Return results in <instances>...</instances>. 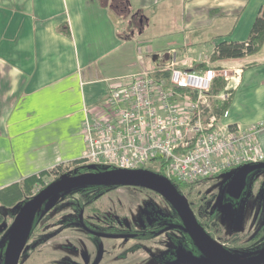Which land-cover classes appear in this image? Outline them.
<instances>
[{
	"label": "crops",
	"instance_id": "1",
	"mask_svg": "<svg viewBox=\"0 0 264 264\" xmlns=\"http://www.w3.org/2000/svg\"><path fill=\"white\" fill-rule=\"evenodd\" d=\"M130 2L143 28L123 38L102 0H0V189L81 158L79 109L174 53L186 68L241 69L220 122L258 126L264 151V44L243 58L200 60L222 39L247 40L264 0Z\"/></svg>",
	"mask_w": 264,
	"mask_h": 264
},
{
	"label": "built area",
	"instance_id": "2",
	"mask_svg": "<svg viewBox=\"0 0 264 264\" xmlns=\"http://www.w3.org/2000/svg\"><path fill=\"white\" fill-rule=\"evenodd\" d=\"M200 58L209 60L210 55ZM240 76L241 69L227 66L182 67L174 53L167 64L112 80L104 101L79 109L84 164L149 169L175 185H193L264 161L258 126L223 125L214 112L215 79L235 82ZM218 96L228 98L229 93Z\"/></svg>",
	"mask_w": 264,
	"mask_h": 264
},
{
	"label": "rangeland",
	"instance_id": "3",
	"mask_svg": "<svg viewBox=\"0 0 264 264\" xmlns=\"http://www.w3.org/2000/svg\"><path fill=\"white\" fill-rule=\"evenodd\" d=\"M237 170L238 169H232L216 177L200 179L194 186H192L193 192L189 194V188L184 189V192L187 195V202L189 203V200L196 201V206H199L200 202L198 201L201 197L203 200L211 199L209 206L210 211L214 209L217 210L216 221H211L212 223H215V225L208 224L212 235L220 244L226 248L229 247L236 255L242 258H248L264 247V226H262L264 221V186H262L263 183H261L264 177V169L254 171V175L250 178L244 194L233 199L229 195L228 185L230 182L229 179ZM70 171L72 172V168H70L69 172ZM58 178L59 173H52L51 175L44 177V182L34 188V195H32V197L37 194V191L42 185H47ZM259 183H261L260 191L258 190ZM76 196V192L67 191L59 193L52 198L54 201L62 200V202L58 205L60 207L50 211L47 215L48 217L46 218V224L43 230L45 233L43 234V237H41L43 245L41 244L40 247L38 246L33 251V256L30 260L28 256L32 251L33 245L28 243L30 242L29 240L26 241L19 264H44L45 262L41 261V256H43V259L46 258L48 264H60V260H65L69 257V249L65 250L63 248L60 250L59 248H61V246H57L56 243L61 242V238L59 237L60 233L69 234L75 232L66 228L60 230L59 233L58 229L62 220L67 218V215L72 212L70 206H72V202ZM32 197H29L28 199ZM151 203L160 205V207L162 209L164 208L168 213H173L172 208L161 194H157L145 188L132 186L112 187L106 189L105 196L99 199V202H96V205L110 206L118 213L125 214V216L129 218L127 220L135 221V218L140 217V214L144 211L143 209L151 205ZM18 207L19 204L12 208L10 213L18 212ZM198 208H200V206ZM203 214L205 215V213ZM204 215L203 218L206 217L205 220H207L209 214L206 213L207 216ZM13 221L14 218L9 216L7 228L11 226ZM3 235L4 233H1L0 238ZM233 235L234 237L237 236L239 238L238 243H233L234 240L230 241ZM181 237L182 234L180 232H174V239ZM49 240L50 242H47ZM135 243V240H129L127 242L115 239L107 240V247L111 251L104 259L106 264H160L159 260L161 257L167 255V252L165 251H167L168 247L173 245L172 237H168L164 234L152 241L138 242L137 245L142 246L141 244H145L146 246H149L151 251H148V249H144V251L142 247L141 249L129 252L127 256L125 255L126 258L123 260L117 259L119 257L118 255H120L119 253L124 252L126 248L131 247ZM133 248L135 249V247ZM156 260L159 263L155 262Z\"/></svg>",
	"mask_w": 264,
	"mask_h": 264
},
{
	"label": "flooded vegetation",
	"instance_id": "4",
	"mask_svg": "<svg viewBox=\"0 0 264 264\" xmlns=\"http://www.w3.org/2000/svg\"><path fill=\"white\" fill-rule=\"evenodd\" d=\"M102 168L103 169H99V170L108 169L106 167H102ZM99 170L93 169L88 171H99ZM253 175L254 174L251 173L250 176L248 177L247 185L249 183L250 178ZM229 180H231V178ZM261 183H263L262 186H264V177ZM261 183H259V189H258L259 191H260ZM112 187H121V186L89 185V186L79 187L70 190V192H76L77 196L73 200L72 206H70L72 212H70L67 215V218H64L62 220L58 231L60 233V230L69 228L71 231H75V232L69 234H61V233L59 234V237L61 238L60 239L61 242H57L56 243L57 246L59 245L61 246V248H59L60 250H62L63 248L65 250L69 249L68 252L69 257H67L65 260H60L59 262L60 264H106L104 259L106 256H108V254L111 251L107 247V240L115 239V240H123L124 242H127L129 240H135L136 243L134 245H132L129 248H126L124 252L119 253L120 255H118L119 257L117 259L123 260L126 258L129 252L135 251L137 249H141L142 247L143 250L144 249H148V251L150 250L149 246H146L145 244H141L142 246L137 245L138 242L142 243L143 241H152L153 239L159 238L164 234L167 235L168 237H172L173 245L171 247H168L167 251H165L167 252V255L161 257V259L159 260L160 264H171L172 262L176 261L178 259L177 252L180 249H183L186 252H192L197 256L202 255V252L198 247H197L198 249H195L191 245L190 234L182 229V225H183L182 219L180 218V216L178 215L172 204L163 195L161 196L165 198L169 206L172 208L173 213H168L164 208L162 209L160 205L151 203V205L143 209L144 211L142 210L143 212L140 214V217H136L135 221H132V220H127L129 218H127L125 214L118 213L110 206L107 207V206L96 205V202H99V199L105 196L106 189ZM122 187H128V186H122ZM148 190L160 194L154 190L151 189ZM244 191L240 196L244 194ZM263 192H264V188H263ZM183 195H185L187 199V195L185 192H183ZM230 197L233 199L237 198L231 195ZM204 201L206 203V206H208V208H203L202 205L200 206V208H198L199 206H196L197 204L196 201L189 200L188 204L190 205L191 209L194 211L199 222L212 235L211 230L208 227V224L210 223L211 225L212 224L215 225V223H212L211 221L212 220L216 221L217 210L214 209L210 211L209 206L211 199L210 200L205 199ZM61 202L62 200L54 201L51 198L47 200L46 203H44L41 206L40 210L36 213L30 233L26 240V241L28 240L30 241L28 242L30 243V245H33L32 251L28 256L30 260L33 256V251L38 246L40 247L41 244L43 245V241L41 237H43V234L45 233L43 232V230L45 228L46 218L48 217L47 215L49 214L50 211L60 207L58 205H60ZM198 202H200V200ZM203 213H205V215ZM206 213L209 214L207 220H205L206 217L203 218V215L207 216ZM177 216L179 217L180 221L177 220ZM262 226H264V221L262 223ZM175 231L180 232L182 234V237L174 239ZM232 238L230 239V241L234 240L233 243L239 242V238L237 236L234 237L233 239ZM47 242H50V240ZM133 247H135V249ZM262 250H264V247H262L261 250L258 251L257 253L261 252ZM40 258L42 262H45L44 264H48L46 258L43 259V256H41ZM155 262L159 263L157 260ZM182 264H190V263H182Z\"/></svg>",
	"mask_w": 264,
	"mask_h": 264
},
{
	"label": "water",
	"instance_id": "5",
	"mask_svg": "<svg viewBox=\"0 0 264 264\" xmlns=\"http://www.w3.org/2000/svg\"><path fill=\"white\" fill-rule=\"evenodd\" d=\"M236 169L238 170L229 182L228 192L231 196L238 197L245 190L250 174L264 169V161L246 164ZM89 185L142 187L163 195L182 219V229L190 234L202 252L201 256H197L180 249L177 252L178 259L171 264H264V250L251 257L242 258L221 245L199 222L177 185L163 174L149 169L119 168L61 176L28 199L20 207L6 232L8 243L4 264H19L35 215L47 200L59 193Z\"/></svg>",
	"mask_w": 264,
	"mask_h": 264
},
{
	"label": "trees",
	"instance_id": "6",
	"mask_svg": "<svg viewBox=\"0 0 264 264\" xmlns=\"http://www.w3.org/2000/svg\"><path fill=\"white\" fill-rule=\"evenodd\" d=\"M102 2H104L105 6L110 10V13L118 24V33L121 37L130 38V36H132L131 33L134 29L133 24H135V26H138V29L143 28V24H140L139 19V16H141L142 14L139 11L133 12V7L131 5L130 0H102ZM263 44L264 4L262 5L257 16L255 17L247 40L237 41L222 39L215 44L214 51L210 54V58L212 61L243 58L247 55L259 51ZM198 68L205 70L208 67L204 63H202L198 66ZM211 92L213 95L216 96L213 100L214 112L217 114L219 121H221L222 117L226 115L232 103L235 92V82L227 81L222 77H218L215 79L212 85ZM222 92H228L229 97H219L218 95H220ZM234 126L236 125H230V127ZM70 168H72V172H69ZM106 168L109 169L111 167ZM93 169L99 170L103 168L99 166L85 165L83 159L78 158L66 163H59L47 170H42L39 173L25 177L20 182L13 183L6 188L0 189V234L4 233V235L0 238V264H4L5 252L8 243V235L6 234L8 230V218L9 216H12V218H14L17 214V211L10 213V210H12V208H14L17 204H19V210L20 207L28 200V198L34 195V188L37 185L43 183L44 177H46L47 175H51L52 173H59L60 177L69 174H77ZM154 170L156 169L154 168ZM52 182L48 183L47 185H42V187L37 191V193L47 187ZM194 185L195 184H181L177 185V188L182 194L185 191L184 189L189 188L188 193L190 194L191 192H193L192 186ZM200 202L202 204H200L199 206L202 205L203 208H208L202 197L200 198ZM177 220L180 221L178 216ZM191 245L193 246V248L198 249L192 238Z\"/></svg>",
	"mask_w": 264,
	"mask_h": 264
}]
</instances>
